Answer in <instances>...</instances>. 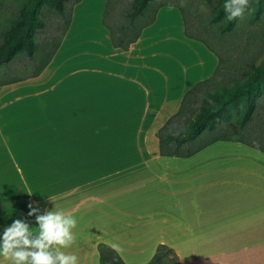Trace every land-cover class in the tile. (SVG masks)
<instances>
[{
    "label": "crops",
    "instance_id": "crops-1",
    "mask_svg": "<svg viewBox=\"0 0 264 264\" xmlns=\"http://www.w3.org/2000/svg\"><path fill=\"white\" fill-rule=\"evenodd\" d=\"M87 3L74 4L62 46L39 77L0 86V154L7 156L0 157V172L6 174L0 183L8 190L0 197L8 203L0 208V236L16 219L38 227L27 215L31 203L41 215L56 209L77 218L76 242L65 251L77 255L79 264H101L100 245L115 250L125 264H149L160 245L175 251L179 264H264V152L257 155L255 144L244 140L217 141L189 158L160 154L158 131L179 112L187 93L220 68L216 54L186 37L175 6L161 8L127 52L112 46L100 23L97 41L107 58H121L120 66L100 70L91 63L86 72L104 76L96 96L101 104L120 107L114 110L118 121L135 123L131 137L109 153L97 146L101 142L96 145L107 139L103 135L91 138L89 153L71 138L70 153L80 155L71 156L70 163L87 173L68 188L53 177L49 189V183L26 172L60 168L56 134L43 133L39 121L56 110L50 100L59 88L58 61ZM102 3L101 15L106 0ZM11 107H19L21 129L30 133H12ZM71 122L70 115V136L76 132ZM46 154L53 155L52 165H46ZM93 169L99 172L89 175ZM0 264L9 261L0 257Z\"/></svg>",
    "mask_w": 264,
    "mask_h": 264
},
{
    "label": "rangeland",
    "instance_id": "rangeland-1",
    "mask_svg": "<svg viewBox=\"0 0 264 264\" xmlns=\"http://www.w3.org/2000/svg\"><path fill=\"white\" fill-rule=\"evenodd\" d=\"M33 1L0 0V42L3 39L2 37H4L3 34L11 29L8 19L20 16L22 10L32 4ZM43 1L46 2L47 0ZM75 1H63L66 17L59 16L56 12L55 0H50L54 5L52 8L48 7V5H41L39 11L42 12L43 16L39 15V17H43L46 29L41 30L37 25L34 27L33 39L37 45L35 50L36 60L32 61L29 58L26 53L27 49L21 54H17L9 65L6 63L0 68V83L8 82L15 78H27L36 72L42 63V58L48 51L45 48L48 41L61 42L62 46L64 37L67 34L63 36L65 19L69 14L72 16ZM160 2L175 4L182 8L191 32L208 42L221 56L222 63L217 76L206 84L204 89L214 91L218 90L223 84H231L242 67L248 70L247 66L250 63H259L264 59V10L260 20L252 23L253 8L248 7L243 17L237 20L234 27L228 32L222 33V28L219 24H211L209 21L212 15V8L219 4L220 0H160ZM102 4V0H88L85 10L80 12L73 34L64 48L62 58L58 61L59 69L57 68V73L54 77L59 84V88L53 94L50 103L53 102L52 104L56 110L52 115L46 113L45 117L39 121L41 122L43 133H50L48 135L56 134L55 141L56 144L59 143L61 152L55 154V160H59L60 168L59 170H54L51 166H47L41 170H28L26 172H30L33 176L40 177L44 182L49 183V189H51L53 177L60 180L62 189L68 188L72 179H83L86 177L87 170L77 169L75 165L70 163V161L72 162L71 156L80 155L70 153L72 149H70V142L74 141L71 138L78 140L76 143L77 149L82 146L83 150L89 153L87 148L90 147L88 142H91V138L103 135L107 139L93 140L96 141V145L101 142L97 146L102 147L104 153H109L115 147L120 146L123 138L128 140L131 137V135L130 137L127 135L131 134V128L135 125V123L122 122L116 119L117 115L114 110L120 108L119 106L117 107L111 103L109 105L100 103L101 98L96 96V92L99 93L98 90L102 88L104 76L102 74L96 76L95 73L91 76L90 74L92 73L86 72V66L91 65V63L100 70H107L111 63L118 64L121 61V58L115 56L107 58V54L103 50L104 44L97 41L101 32L99 30L100 23H102L101 17H103V14L101 15ZM103 55H106V57ZM109 80H105V82ZM103 92H106V94L111 93L110 90L106 89ZM108 99L112 102L111 97ZM258 100L259 109L252 115L253 118L247 130L243 133H230L228 136L233 139H242L264 148V93L258 97ZM202 102L201 98L192 97L188 104V111L191 110L192 113H198ZM71 110L72 113H70ZM106 110L109 111L107 112ZM8 114L13 117L9 121H12L15 126V130L12 133H30L21 129L23 124L21 123L22 117L19 120L20 116H22L19 107L9 108ZM70 115L71 123L75 124L76 131H73L71 136L69 133ZM74 118H76L75 123ZM234 121H236L235 118ZM218 134L220 133H205L195 142L187 145L186 150L196 149L218 136ZM1 153L0 157H3L1 159L4 161V157L7 156L3 150H1ZM52 156V154L45 155L46 165H52ZM98 172L99 170L93 169L89 172V175H95ZM0 175V180L6 177V174L2 172H0ZM7 193V185L0 183V197ZM6 205L8 203L0 201V208H4Z\"/></svg>",
    "mask_w": 264,
    "mask_h": 264
},
{
    "label": "trees",
    "instance_id": "trees-1",
    "mask_svg": "<svg viewBox=\"0 0 264 264\" xmlns=\"http://www.w3.org/2000/svg\"><path fill=\"white\" fill-rule=\"evenodd\" d=\"M63 1L55 0L56 12L59 16L66 17ZM81 0H76L79 4ZM224 0L211 10L209 19L211 24H219L221 32L226 33L236 24L237 19L228 21L223 8ZM41 5L54 6L50 0H34L32 4L26 6L20 16L8 19L9 27L0 42V68L6 63L9 65L12 59L21 54L25 49L32 61H35L36 43L33 39L34 27L45 30L42 12L39 11ZM166 6H175L180 9L184 24L185 35L187 38L199 41L204 44L211 52L220 58L221 56L210 46L208 42L200 39L191 32L190 25L182 8L175 4H166L160 0H106L102 24L108 30L110 41L115 49L129 51L142 36L145 29L151 27L161 8ZM249 7L253 8V17L251 22L256 23L260 20L264 10V0H249ZM72 23L71 14L65 19L64 35L69 30ZM45 47L48 51L42 63L27 78L39 77L50 65L54 56L61 47V42L48 41ZM248 70L242 67L231 84H223L218 90L204 89V86L210 83L218 74V70L213 78L198 83L185 96L179 112L170 118L166 124L156 134L160 141V154L162 156H176L189 158L207 146L217 141L244 142L242 139H233L228 136L230 133H243L247 130L252 121V115L259 109L258 97L264 93V59L259 63H250ZM27 78H15L8 82L0 83V86L11 85L15 81H24ZM192 97L203 101L199 106L198 113L188 111V104ZM191 112V113H190ZM189 115V116H188ZM234 118L236 121H234ZM205 133H220L212 140L193 150H186L187 145L195 142ZM257 148V145L254 146ZM264 152V148L259 147ZM101 264H125L115 250L106 246L99 247ZM179 257L175 251L160 245L156 255L149 264H179Z\"/></svg>",
    "mask_w": 264,
    "mask_h": 264
},
{
    "label": "clouds",
    "instance_id": "clouds-1",
    "mask_svg": "<svg viewBox=\"0 0 264 264\" xmlns=\"http://www.w3.org/2000/svg\"><path fill=\"white\" fill-rule=\"evenodd\" d=\"M248 7L249 0H224L223 3L228 21L243 17ZM257 155H261L259 146ZM28 208L27 215L36 218L38 227H32L21 219L5 227L0 236V257L8 260L9 264H79L77 255L65 251L76 242L73 230L77 227V218L56 209L41 215L31 203ZM112 247L116 249L119 246L113 244Z\"/></svg>",
    "mask_w": 264,
    "mask_h": 264
}]
</instances>
